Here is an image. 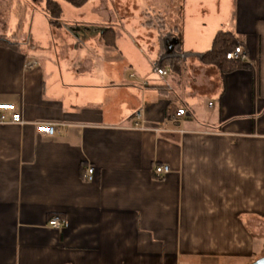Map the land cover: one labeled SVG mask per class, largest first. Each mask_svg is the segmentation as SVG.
Instances as JSON below:
<instances>
[{
	"label": "crops",
	"instance_id": "crops-1",
	"mask_svg": "<svg viewBox=\"0 0 264 264\" xmlns=\"http://www.w3.org/2000/svg\"><path fill=\"white\" fill-rule=\"evenodd\" d=\"M14 1L0 0V36L20 43L0 47V104L17 105L25 123L0 122V264L264 257V0H168L181 6L183 32L152 8L143 24L156 36L121 38L110 0L90 14L59 0V22L46 14L29 36ZM195 17L201 27L189 30ZM221 30L248 55L247 68L223 78L201 63ZM171 38L179 45L169 55ZM41 123L57 132L38 133ZM161 165L171 172L159 178ZM54 216L60 229L48 225Z\"/></svg>",
	"mask_w": 264,
	"mask_h": 264
},
{
	"label": "rangeland",
	"instance_id": "rangeland-1",
	"mask_svg": "<svg viewBox=\"0 0 264 264\" xmlns=\"http://www.w3.org/2000/svg\"><path fill=\"white\" fill-rule=\"evenodd\" d=\"M99 1L100 0H93L81 8H78L79 13H92L93 3ZM165 1L167 2L168 0H110V7L115 8L117 11L122 13L120 15L124 18L122 20L119 19L116 22L110 23V26L116 31L118 38H121L122 35L125 37L127 35L130 36V34L136 32H141L143 35L146 34L148 37H152V35L156 36V32L153 28H147L143 24V22L149 18V16H145L146 12H148V9L153 8L156 11H161L162 15H164L167 21L172 25L178 24L181 28V31L183 32L185 28V20L182 18L180 13L176 12L177 10L181 9V6H176L175 11L172 8H175V5H171V9L169 8V5L165 4ZM46 2L47 0H22V3L20 4V2L14 1L13 20H15L14 22L20 26L19 29L23 34L29 36L31 34L33 24H35V27H38L39 21L42 23H47L45 17ZM188 22L190 25L188 28L189 30H194V28L201 27L198 17H195L193 20H188ZM78 23L83 26L85 25L84 21L81 20L78 21ZM92 26L94 27V24ZM182 38L184 37L182 36ZM189 39L191 43H194L197 37L189 36L188 40ZM182 49V53L186 55H194L192 51H187V49H185L183 46Z\"/></svg>",
	"mask_w": 264,
	"mask_h": 264
},
{
	"label": "trees",
	"instance_id": "trees-1",
	"mask_svg": "<svg viewBox=\"0 0 264 264\" xmlns=\"http://www.w3.org/2000/svg\"><path fill=\"white\" fill-rule=\"evenodd\" d=\"M75 8H81L91 0H60ZM46 14L51 18L53 24H57L63 15V8L59 0H47L45 6ZM166 25L160 23L159 28L165 29ZM163 33L161 39L163 38ZM18 35L13 37L0 36V47L16 48L20 45ZM163 40V39H162ZM242 45L241 40L234 33L219 31L215 35L211 48L201 57V63L205 66L214 67L223 78L226 74L238 68H247L243 61H233L227 59V54L237 46Z\"/></svg>",
	"mask_w": 264,
	"mask_h": 264
},
{
	"label": "built area",
	"instance_id": "built-area-1",
	"mask_svg": "<svg viewBox=\"0 0 264 264\" xmlns=\"http://www.w3.org/2000/svg\"><path fill=\"white\" fill-rule=\"evenodd\" d=\"M182 57H185L182 55ZM248 58L247 52L240 45L237 46L233 51L227 54L228 60L233 61H244ZM37 65V62H31L28 64V68H33ZM154 71L159 75H167V71L160 67L159 64L154 66ZM212 105V104H210ZM0 122L1 123H11V124H24L22 113L19 108L15 104H0ZM185 109H180L177 112L178 117H182L186 115ZM137 119L143 121V111H139L137 114ZM137 128L143 129V125L136 124ZM37 132L43 133L46 135L53 136L57 132L56 124L53 123H41L37 125ZM171 172V168L168 165H161L155 168V175L159 178L168 175ZM87 181H92L94 178V168H89L87 174L85 176ZM48 225L53 229H60L64 225V221L59 216H54L49 221Z\"/></svg>",
	"mask_w": 264,
	"mask_h": 264
},
{
	"label": "water",
	"instance_id": "water-1",
	"mask_svg": "<svg viewBox=\"0 0 264 264\" xmlns=\"http://www.w3.org/2000/svg\"><path fill=\"white\" fill-rule=\"evenodd\" d=\"M179 45V40L176 38H171L166 40L167 54L172 55L175 52V47ZM251 264H264V257L254 261Z\"/></svg>",
	"mask_w": 264,
	"mask_h": 264
}]
</instances>
